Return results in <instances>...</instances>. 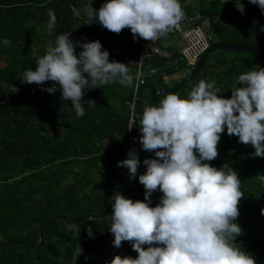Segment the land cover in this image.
Masks as SVG:
<instances>
[{
	"label": "trees",
	"instance_id": "1",
	"mask_svg": "<svg viewBox=\"0 0 264 264\" xmlns=\"http://www.w3.org/2000/svg\"><path fill=\"white\" fill-rule=\"evenodd\" d=\"M226 12L220 0H0V264H264V100L239 127L229 101L262 70L264 38L231 62L206 59L173 94L178 164L167 185L149 188L152 167L123 147L130 61L144 34L170 14L223 22ZM228 15L226 42L252 45L264 0ZM166 62L146 60L156 73L139 87L133 114L156 180L172 163ZM113 249L108 263L102 255Z\"/></svg>",
	"mask_w": 264,
	"mask_h": 264
},
{
	"label": "built area",
	"instance_id": "2",
	"mask_svg": "<svg viewBox=\"0 0 264 264\" xmlns=\"http://www.w3.org/2000/svg\"><path fill=\"white\" fill-rule=\"evenodd\" d=\"M223 5H227L228 15L232 9H246L249 8L253 0H220ZM229 4V2H231ZM187 25V28L184 27ZM211 28V19L208 16H203L200 13L179 17L174 14H170L162 25L157 27L153 33L144 34L147 42L143 48H141L130 64L135 67L134 74V87L133 97L131 100L125 103L127 108L128 125H127V140L124 143V150L130 153L132 156L148 163L152 169L154 175L156 174V168L152 163H149L144 154L143 146L146 145L148 139V133L143 127L134 128V105L136 102V95L139 87L146 84V80L152 78L156 69L151 68L145 70V62L150 57H156L158 59L169 60L173 56V51L165 47H162L159 40L168 35L181 38L184 46L180 50L182 59L185 60L187 66L194 67L199 57L209 48L208 32ZM104 29V28H102ZM250 89H252L250 87ZM164 90L157 91L158 95H162ZM116 249H113L108 256V262L112 260V257Z\"/></svg>",
	"mask_w": 264,
	"mask_h": 264
},
{
	"label": "crops",
	"instance_id": "3",
	"mask_svg": "<svg viewBox=\"0 0 264 264\" xmlns=\"http://www.w3.org/2000/svg\"><path fill=\"white\" fill-rule=\"evenodd\" d=\"M206 1H211V0H206ZM224 19L225 20L223 22H221L218 19H216V20L220 21L219 23L221 24L219 26V30L222 31V28H223L222 32L227 33L226 35L229 37L231 34H229L230 31L228 29H229V27H232L233 18H229V15L228 16L225 15ZM262 28H263V30H262ZM262 28H261V33L263 35L264 34L263 25H262ZM232 35L234 36L233 33H232ZM263 38H264V35H263ZM220 44H224V43H220ZM225 44H234V43L226 42ZM234 45H237V44H234ZM253 45H255V43L252 45H245V46H253ZM224 51H233V50H224ZM224 51H223V53L216 54L209 61L214 62L216 59L221 58L222 56H225L226 59L231 62V61L236 60L240 57V55L238 53H242L239 51L224 53ZM179 53H180V51H179ZM88 59H89V57H88ZM181 63H182L181 61L176 60L174 57V58H171L170 60H167L166 66L162 67L159 70V72L162 73V80H163V84H164L163 88H165V89L166 88H173L183 78L187 77L190 74L192 69H189L188 67H185V69H182ZM149 67H152V66H149V65L146 66V68H149ZM172 70H173V72L171 73ZM166 71H170V73L166 74L165 73ZM219 73H220L219 69L215 70V73L211 75V79L214 78V76L218 75ZM255 77L251 79L250 86H248L247 88L243 87V88L239 89L238 93L235 94L236 95L235 100H234L232 95H231V99H229V101L231 100V110L233 112L232 115L230 116V123L234 124L236 127H239L240 125L245 124L247 122L248 118L255 112V108L253 107V105H255L254 102L257 98L264 100V89H261L259 91H257L255 89L256 85H259L260 83L264 84V65L262 67V70ZM250 87L252 89H250ZM235 92L236 91H233V93H235ZM244 99H246L247 102L243 101ZM257 117H260V116L257 115Z\"/></svg>",
	"mask_w": 264,
	"mask_h": 264
},
{
	"label": "water",
	"instance_id": "4",
	"mask_svg": "<svg viewBox=\"0 0 264 264\" xmlns=\"http://www.w3.org/2000/svg\"><path fill=\"white\" fill-rule=\"evenodd\" d=\"M264 23V15L258 20V22L255 24V26L253 27V36L255 39V45L253 46H245V45H234V44H214L211 45L198 59V61L196 62V64L194 65L192 71L190 72V74L183 78L179 83H177L168 93L166 96V103H165V109H166V115H167V120H168V126H169V137H170V142H171V146H172V163L171 166L169 167L168 171L166 172L165 176L160 179V180H156V179H150L149 181V185L151 184L152 186L154 185H158V184H168L171 176L173 175V173L176 170L177 164H178V150H177V144H176V139H175V129H174V123H173V118H172V111H171V100H172V96L175 92H177L178 90H180L182 87H184L185 85H187L188 83H190L196 73L201 69V67L203 66V64L205 63L206 59L209 57V55L215 51V50H233V51H239L242 53H254L256 51H258L261 48L262 42H263V35L261 33V28L262 25ZM144 183V181L140 182L139 184L135 185L134 187H132L130 190L126 191L123 194H120L118 196H113L109 199L104 212L100 215V216H88L80 221H78L75 225V231L71 232L72 236H75L78 233V225L80 224V222L84 221V220H88V219H96L99 220L102 218L103 215H105L106 210L108 209V207L110 206V203L112 201V199L114 198H118V197H123L125 195H127L128 193H130L131 191L137 189L140 185H142ZM56 219H51L50 221H48L47 223H45L44 225L41 226V228L39 229V242L38 245H40L43 241L42 239V229L45 226L50 225L51 223H53ZM165 222V220H164ZM124 260V257H121L119 259L120 262H122ZM188 260V254H186V257L184 259V261ZM110 263V261L108 262Z\"/></svg>",
	"mask_w": 264,
	"mask_h": 264
},
{
	"label": "rangeland",
	"instance_id": "5",
	"mask_svg": "<svg viewBox=\"0 0 264 264\" xmlns=\"http://www.w3.org/2000/svg\"><path fill=\"white\" fill-rule=\"evenodd\" d=\"M220 25L221 24L219 23L218 20H212V22H211V28H210V30L208 32L209 44L210 45L211 44L212 45L213 44H218V43L220 44V43L225 42L227 40L226 39V34L222 32L223 31V28H222V31L219 30V26ZM184 27L187 28V25L184 24ZM229 29L231 30V27H229ZM262 30H263V28H262ZM159 43H160V45L162 47H165V48H167L169 50H173V51L175 50L174 52H176V53H179L180 49L184 46V43L181 40V38L176 37V36H172V35H168L166 37L161 38L159 40ZM219 52H220V50L213 51L207 59L208 60H211ZM226 52L227 51H224V53H226ZM181 67H182V69H185V67H183L182 65H181ZM146 69H148V68H145V70ZM144 154L147 157V148H146V146H145ZM131 158H136V157L130 156V159ZM155 165H156L157 170H158V173H159L158 175L161 176L165 172V170H166V163H165V161L162 158H157L155 160ZM159 180H160V178H159ZM148 187L151 188L150 186H148ZM154 208L155 209H158V205H156ZM108 255H110V254L108 252H105V253H103L102 257L104 259H107L108 258ZM107 261H108V259L106 260V262Z\"/></svg>",
	"mask_w": 264,
	"mask_h": 264
},
{
	"label": "clouds",
	"instance_id": "6",
	"mask_svg": "<svg viewBox=\"0 0 264 264\" xmlns=\"http://www.w3.org/2000/svg\"><path fill=\"white\" fill-rule=\"evenodd\" d=\"M197 61H198V60H197ZM188 67H189V66H188ZM192 69H193V67H192ZM130 155H131V154H130ZM131 156H132V155H131ZM152 179H155L154 175H153ZM149 186H150V187H153L151 184H150ZM108 256H109V255H108ZM112 260H113V258H112ZM112 260H111V261H112ZM111 261H110V262H111ZM107 262H108V261H107Z\"/></svg>",
	"mask_w": 264,
	"mask_h": 264
}]
</instances>
